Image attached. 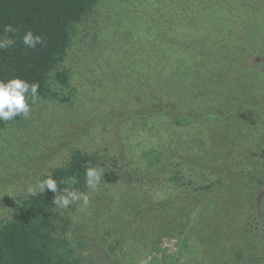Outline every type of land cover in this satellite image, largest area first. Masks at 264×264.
Here are the masks:
<instances>
[{"label":"rangeland","instance_id":"obj_1","mask_svg":"<svg viewBox=\"0 0 264 264\" xmlns=\"http://www.w3.org/2000/svg\"><path fill=\"white\" fill-rule=\"evenodd\" d=\"M148 1L99 0L94 12L77 25L64 63L71 74L64 90L69 101L38 100L28 118L21 117L0 136V225L29 197L27 187L66 164L76 149L97 154L103 170L120 173L118 183H100L95 191H87L86 208L82 202L57 207L70 216L62 238L79 264H153L155 257L157 264H190L187 253L173 255L179 245L174 237L156 245L134 224L143 191L164 195L156 189L157 172L149 169L144 156L152 148L179 151L168 157L170 164H181L183 171L195 168V182L221 181L227 173L230 180L217 184L214 192L235 189L237 196H249L258 215L252 226L257 232L264 228V185L257 182L264 180V0H248L244 8L239 0H230L236 4L228 15L233 21L202 27L203 37L214 31L213 49L219 47L227 61L225 70L209 67L210 60L203 64L198 106L206 105L208 96L222 117L183 129L137 106V99L149 98L151 91L154 45L145 27L154 15ZM188 67L189 62L187 75ZM208 71L218 76L214 84L211 81L216 89L204 85ZM207 153L211 157L204 164L200 159ZM178 154L183 158L173 157ZM169 187L172 194L167 198L179 189ZM204 244L207 250L209 242Z\"/></svg>","mask_w":264,"mask_h":264},{"label":"trees","instance_id":"obj_2","mask_svg":"<svg viewBox=\"0 0 264 264\" xmlns=\"http://www.w3.org/2000/svg\"><path fill=\"white\" fill-rule=\"evenodd\" d=\"M239 1L237 4L242 8L248 5V0ZM148 2L154 15L149 17L145 27L154 45L153 74L149 75L150 97H139L138 108L180 129L197 123H215L222 115L214 109L208 96L206 105L199 109L198 94L202 83L198 75L203 64L210 61L209 67L216 65L225 70L227 57L221 55L219 47L214 51L213 47L217 46L213 44L214 31L203 37L201 29L210 26V22L213 28L225 26L232 20L228 15L236 4L230 0ZM98 3L99 0H0V37L15 40L12 47L0 50V80L19 77L29 83H38L39 101L68 102L64 90L69 88L71 74L64 63L77 25L94 12ZM5 25L16 29L15 34L5 33ZM29 30L44 39L35 49L26 48L22 43V36ZM208 74L204 85L215 88L213 84L218 76L212 71ZM238 104L242 106V102ZM20 119L0 122V136ZM174 152L170 146L144 152L149 169L157 172L156 189L164 195L155 197L151 190L140 194L134 224L141 235L154 238L156 245L164 237H174L179 245L173 255L178 258L187 253L190 264H264V228L257 232L252 226L258 219L252 208L253 200L249 196H237L235 189L214 192L217 184L230 180L227 173L221 181L195 182L198 177L195 168L183 171L181 164H170L168 157ZM173 157L181 159L183 155ZM210 157L207 153L200 161L207 164ZM88 167L102 168L103 164L97 154L76 149L66 164L53 169L50 175L60 190L87 193L85 172ZM72 178L76 181L74 184ZM120 178L118 171L104 170L100 183L116 184ZM257 182L264 185V180ZM172 185L179 189L167 198L172 194L169 189ZM55 195L47 189L44 193L38 191L37 195L22 201L11 220L0 225V264H79L75 251L68 248L66 239L62 238L70 224V216L57 211L53 203ZM205 242H209L207 250ZM157 258L152 259L153 264H157Z\"/></svg>","mask_w":264,"mask_h":264},{"label":"clouds","instance_id":"obj_3","mask_svg":"<svg viewBox=\"0 0 264 264\" xmlns=\"http://www.w3.org/2000/svg\"><path fill=\"white\" fill-rule=\"evenodd\" d=\"M4 32L15 34L16 29L11 25H5ZM22 43L26 48L35 49L38 44L42 45L44 43V39L39 35H34L29 30L22 36ZM14 44L15 40L7 36L0 37V50H6ZM38 90V83H29L19 77L7 81L0 80V122H10L17 117L28 118L33 105L41 99ZM103 175L104 170L102 168L88 167L85 172L87 188L95 191ZM75 182V179L72 178V183ZM60 183H64V181ZM46 189L56 194L53 203L59 208L66 209L76 202H82L83 207L86 208L90 202L88 193L76 190L69 191L68 189L60 190L57 181L51 175L33 185H29L26 192L28 196H35L38 191L44 193ZM84 255H87V252Z\"/></svg>","mask_w":264,"mask_h":264}]
</instances>
